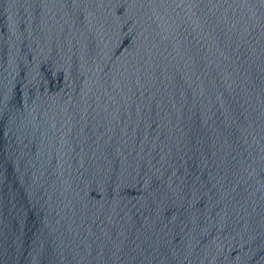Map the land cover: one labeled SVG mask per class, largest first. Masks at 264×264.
<instances>
[{
	"label": "water",
	"instance_id": "obj_1",
	"mask_svg": "<svg viewBox=\"0 0 264 264\" xmlns=\"http://www.w3.org/2000/svg\"><path fill=\"white\" fill-rule=\"evenodd\" d=\"M0 264H264V0H0Z\"/></svg>",
	"mask_w": 264,
	"mask_h": 264
}]
</instances>
